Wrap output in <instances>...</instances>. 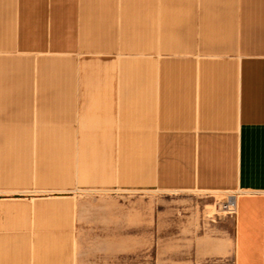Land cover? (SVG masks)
<instances>
[{"label":"crops","instance_id":"1","mask_svg":"<svg viewBox=\"0 0 264 264\" xmlns=\"http://www.w3.org/2000/svg\"><path fill=\"white\" fill-rule=\"evenodd\" d=\"M119 3L0 0V264L34 262L13 202L116 152L136 189L234 193L233 264H264V0H128L129 53L91 48Z\"/></svg>","mask_w":264,"mask_h":264},{"label":"rangeland","instance_id":"2","mask_svg":"<svg viewBox=\"0 0 264 264\" xmlns=\"http://www.w3.org/2000/svg\"><path fill=\"white\" fill-rule=\"evenodd\" d=\"M128 4L106 10L116 20H100L91 48L129 53ZM137 12L145 16L140 3ZM232 195L136 189L129 153H85V181L71 193L10 206V256L28 252L33 264H233L235 214L222 210Z\"/></svg>","mask_w":264,"mask_h":264},{"label":"built area","instance_id":"3","mask_svg":"<svg viewBox=\"0 0 264 264\" xmlns=\"http://www.w3.org/2000/svg\"><path fill=\"white\" fill-rule=\"evenodd\" d=\"M236 198V195L229 196L227 202H225L222 206V210L227 214H235L236 213V206L230 204L229 199Z\"/></svg>","mask_w":264,"mask_h":264},{"label":"bare ground","instance_id":"4","mask_svg":"<svg viewBox=\"0 0 264 264\" xmlns=\"http://www.w3.org/2000/svg\"><path fill=\"white\" fill-rule=\"evenodd\" d=\"M229 202L231 205L236 206V198H230Z\"/></svg>","mask_w":264,"mask_h":264}]
</instances>
